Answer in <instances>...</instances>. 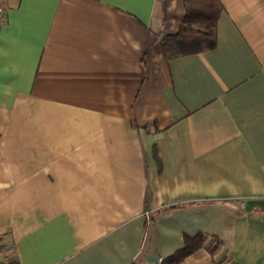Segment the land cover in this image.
Masks as SVG:
<instances>
[{"label":"crops","instance_id":"0c3cea01","mask_svg":"<svg viewBox=\"0 0 264 264\" xmlns=\"http://www.w3.org/2000/svg\"><path fill=\"white\" fill-rule=\"evenodd\" d=\"M1 1V264H264V0L172 59L184 0Z\"/></svg>","mask_w":264,"mask_h":264},{"label":"trees","instance_id":"16d2710c","mask_svg":"<svg viewBox=\"0 0 264 264\" xmlns=\"http://www.w3.org/2000/svg\"><path fill=\"white\" fill-rule=\"evenodd\" d=\"M186 14L179 30L161 39L168 59L212 49L217 44V22L223 10L221 0H184ZM223 241L218 235L199 231L184 236V245L165 257L160 264H178L204 247L212 253L209 264H223L227 255L221 253Z\"/></svg>","mask_w":264,"mask_h":264},{"label":"built area","instance_id":"2783aa9c","mask_svg":"<svg viewBox=\"0 0 264 264\" xmlns=\"http://www.w3.org/2000/svg\"><path fill=\"white\" fill-rule=\"evenodd\" d=\"M7 21V7L6 5L0 0V29L5 25ZM0 239H1V229H0ZM1 250H0V264H1Z\"/></svg>","mask_w":264,"mask_h":264},{"label":"water","instance_id":"95a60500","mask_svg":"<svg viewBox=\"0 0 264 264\" xmlns=\"http://www.w3.org/2000/svg\"><path fill=\"white\" fill-rule=\"evenodd\" d=\"M148 260H149L150 262H156V263H158V262L160 261V258L157 257V256H149V257H148Z\"/></svg>","mask_w":264,"mask_h":264}]
</instances>
